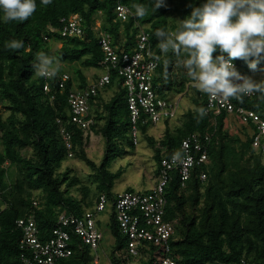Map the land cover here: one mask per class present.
<instances>
[{
	"label": "trees",
	"instance_id": "1",
	"mask_svg": "<svg viewBox=\"0 0 264 264\" xmlns=\"http://www.w3.org/2000/svg\"><path fill=\"white\" fill-rule=\"evenodd\" d=\"M205 2L163 0L161 7L152 10L155 0H52L46 6L36 0V11L27 21L8 23L3 21L0 11V99L3 102L0 111V264H24L20 248L22 231L17 227L19 219L33 215L40 238L48 239L61 214L81 217L90 208L86 190H81L82 201L70 194V189L79 185V179L70 178V169L59 171L68 159L62 130L71 135L74 157L101 174V179L98 176L96 179V183L100 181L96 203L102 194L111 199L114 197V181L120 177L121 171L112 174L107 168L118 156L128 154L120 145L126 141L128 146L135 147L131 136L130 110L121 81L120 92L103 105L107 114L102 116L97 111L94 116L90 108L84 118L92 121L87 129L73 121L68 104L74 81H79V89L88 86L83 71L72 67L74 75L66 89L59 90L57 87L59 76L68 71L65 65L77 63L84 69L99 68L104 56L96 27L100 18L104 21L101 30L112 36L114 45L120 51H132L141 28L144 27L150 34L151 47L161 57L155 83H162L160 91L167 94L166 97L167 92L176 90V93H182L187 87L196 92L191 98L194 108L182 115V123L175 131L170 128V121H166V131L159 142L147 135V129L154 125H140V134L142 132L155 149L158 167L162 151L168 155L179 152L182 141L191 134H212L209 163L194 167L185 187L174 173L166 188V218L178 221L176 233L171 239L176 260L180 264H264V153L253 147L256 125L239 122V130L245 135L242 138L229 130L226 124L229 115L226 112L201 117L198 109H205L207 94L192 86L174 53H162L157 46V29L174 30L179 26L178 22L190 17L192 10ZM141 3L148 5L149 12L138 18L132 6ZM119 4L128 6L132 11L133 15L127 22L116 20L115 9ZM172 12L177 15L174 20L169 18ZM73 15L82 18V37L62 35ZM123 35L126 41L122 39ZM12 40L22 41L24 47L19 50L6 48L5 42ZM40 51L61 58L60 71L55 78L34 75L32 64ZM220 54L217 49L213 58ZM224 55L227 59V54ZM232 62L237 65L240 74L254 73L264 66L262 60L252 71L242 60ZM176 67L180 69L178 75ZM115 79L117 76L112 73V82ZM46 82L52 87L53 101L44 92ZM95 101H99V96L92 97L90 105ZM231 101L237 107L254 111L264 120V98L261 94L244 97L243 102L234 98ZM213 118L216 119V126L211 123ZM101 120L103 126L99 125ZM94 132L100 134L108 146L99 168L85 152V144ZM112 148L118 153L115 154ZM26 150L31 151L30 156L23 153ZM11 168L16 169L12 176L15 182L9 180ZM204 173L207 176L205 180L202 179ZM34 191L41 192L42 201L34 203ZM110 220L114 254L106 258L114 264H128L127 258L121 256L122 248L127 247V240L118 227L115 214L110 216ZM71 249L73 255L61 259L58 264H94L95 257L102 250L100 247L97 253L92 252L74 234ZM117 252L121 254L119 257ZM101 257L103 259V255ZM141 264H152V260L146 259Z\"/></svg>",
	"mask_w": 264,
	"mask_h": 264
},
{
	"label": "built area",
	"instance_id": "2",
	"mask_svg": "<svg viewBox=\"0 0 264 264\" xmlns=\"http://www.w3.org/2000/svg\"><path fill=\"white\" fill-rule=\"evenodd\" d=\"M119 5L122 6V10L118 11V5L116 6L117 19L127 22L132 11L126 5ZM82 33V18L79 15L71 17L62 31L63 36L72 34L81 37ZM149 40L150 34L143 29L140 30L132 51L126 52L120 51L119 47L113 44L109 33H100L98 43L104 55L100 67L105 74L85 89L69 92L70 114L73 115L75 123L83 129H87L92 123L91 120H84L90 109V99L112 83V73H115L117 79L122 82L126 92L130 110L131 136L135 146L139 143L141 124L151 123L155 126L176 119L180 112V101L176 97H170V92H167L168 97H166L167 94L164 95L160 91L162 83H155L161 57L152 49ZM232 63L238 69L237 65ZM68 80V75L62 77L59 82L61 90L66 88ZM44 90L50 91L49 86L46 85ZM254 96L255 94L247 97ZM205 111L207 115H220L226 112L229 116H235L243 125L255 124L257 132L253 139V147L264 153V120L254 111L237 107L231 99L223 103L210 100L208 95ZM211 123L216 126V119L213 118ZM62 134L68 156L71 158L74 156L71 135L63 130ZM211 137L210 133L205 135L194 133L185 138L180 146L178 161L173 159L177 152L168 155L166 151H162L158 181L150 191L146 193L126 191L118 193L112 199L102 194L94 210H87L81 217L61 214L48 239L40 238V230L33 215L19 219L17 227L22 231L20 240L22 262L58 264L61 259L71 257L72 234L79 237L92 252L97 253L104 240V233L99 228L98 220L103 213L109 212L115 214L118 227L127 240L126 250L129 257L137 259L144 256L145 259L152 260V264H180L173 255L171 245L178 221L166 218V188L174 173L178 175L182 187H185L194 167L209 163ZM206 178V174H202V179ZM96 257L94 264H99V259ZM106 264L114 263L109 261Z\"/></svg>",
	"mask_w": 264,
	"mask_h": 264
},
{
	"label": "clouds",
	"instance_id": "3",
	"mask_svg": "<svg viewBox=\"0 0 264 264\" xmlns=\"http://www.w3.org/2000/svg\"><path fill=\"white\" fill-rule=\"evenodd\" d=\"M40 2L46 6L51 4L52 0ZM162 4L163 0H155L151 9L155 10ZM132 7L135 9L134 15L138 18H143L149 12L147 4H134ZM36 8V0H0V11L3 13L2 19L5 23L27 21ZM117 9L122 10V6L118 5ZM116 20L119 21L117 14ZM178 24L174 30L161 28L155 31L159 41L157 46L162 53L171 51L178 57L177 62L186 70L193 87L207 94L210 100L221 103L233 98L243 102L244 97L256 93L264 98V82L256 83L250 77L241 75L232 63L234 60H242L247 63L250 70L255 71L257 65L264 60V0H206L192 10L190 17ZM100 29L97 30L98 39L100 33L105 32ZM142 29L145 30L144 27L140 30ZM122 39L126 41V36L123 35ZM5 47L19 50L24 44L22 41L12 40L6 41ZM217 49L221 54L213 58V53ZM224 54H227V59ZM61 62V58L40 51L36 53L35 63L32 64L34 75L45 79L55 78L59 74ZM64 75H68L69 80L72 77L68 71L62 73L57 83L59 90H61L59 82ZM100 77L98 76L92 83L98 81ZM112 83L105 89L110 88ZM46 85L50 91L44 92L49 94L50 100L53 101L52 87L48 82L44 87ZM77 89L79 88L74 84L72 90ZM105 89L100 90L97 96ZM2 108L3 102L0 99V111ZM198 112L201 117L206 114L203 107L199 108ZM173 159L180 160V153L177 152ZM117 194L114 192V196Z\"/></svg>",
	"mask_w": 264,
	"mask_h": 264
},
{
	"label": "rangeland",
	"instance_id": "4",
	"mask_svg": "<svg viewBox=\"0 0 264 264\" xmlns=\"http://www.w3.org/2000/svg\"><path fill=\"white\" fill-rule=\"evenodd\" d=\"M177 15L175 13H170L169 18L174 20ZM100 20V21H99ZM96 26L98 29L99 27L102 26L104 23L103 19L100 18ZM177 20V19H176ZM101 31V29H100ZM54 45V44H53ZM56 46L59 47V44H55ZM65 67L68 68V73L73 76V68H80L83 71L84 76L89 80L88 82L95 80L98 78V76H102L105 74V71L102 68H89V69H84L81 68L77 63L70 64V65H65ZM73 67V68H72ZM177 73L179 72L180 74V69L176 67ZM241 75L250 77L254 82L260 83L264 82V66L258 70H256L254 73H248V72H242ZM75 86L78 84L79 81H74ZM119 87V81L115 79L113 82L112 86L110 88L111 92L114 93L116 92V89ZM176 91V90H175ZM193 90H190L188 87L185 91L180 93L174 94V97L177 98V100L180 101V112L177 114V117L174 121H171L169 123L170 128L172 131H175L177 127H179L182 123V114L181 111L188 112V110L193 109L194 106L190 102V93H192ZM172 95L169 93V96ZM104 100L98 101L97 103H100L93 108V114L97 115V111L101 113V115L107 114L105 109L103 108V105L106 101H108L111 97V94H108V97H105ZM182 97V99L180 98ZM5 116H8V113H5ZM100 126H103V120L100 121L99 123ZM157 128H163V133H156V130L153 128V126H150L147 129V135L154 137L158 142L159 139H161L166 131V126L165 122H161L157 124ZM232 126L229 128L231 133L233 135H240L242 138H244V134L239 130L241 129L240 124L237 125V123H232ZM238 128H234V127ZM152 134V135H151ZM155 134V136L153 135ZM91 137L88 139L87 143L85 144V152L88 156L89 159H91L93 162H95L99 168L100 164L103 162L105 153L107 151V143L106 140L100 135L96 134L95 132L90 135ZM117 146L120 144L116 143ZM124 147L127 151L128 154H124L121 156H118L115 160H113L110 165L108 166V171L112 174H116L119 171H121L120 177L114 181V187L113 191L116 193H121L125 191H132V192H142L146 193L150 191L157 183L158 181V173H157V166L158 163L155 159V149L152 148L146 138V136L141 132L139 135V143L135 147H130L128 146L127 142L123 145H120V148ZM122 149V148H121ZM112 151H114L115 154L118 152H115V149L112 148ZM25 155L30 156L31 151L26 150L23 152ZM263 163H264V157H263ZM70 169L72 172L70 174L71 177H76L79 179L80 183L78 186L72 187L70 189V194L73 195L75 198H78L79 201H82L83 199V194H82V189L85 191L86 194L88 195V204L90 205V208L87 210H94L96 206V200L98 197V182L100 184V181L96 183V179L98 176V179H101V174L99 173V170L97 169H92L89 167L83 160L73 157V158H68L67 160L64 161L62 168L59 169L60 172H64L65 170ZM10 172H12V175L9 177V180L11 182H15V177L12 179V176L15 174L16 169L11 168ZM14 172V173H13ZM83 187V188H82ZM34 203H38L41 200L42 194L39 191H34ZM88 206V205H87ZM108 212H105V215L103 214L102 221L99 224L100 230L104 233V240L102 242V247H101V252L96 259H99V264H106L110 260L109 258L112 255L113 248H114V241L111 233V227H109L108 222H110V218L107 216ZM111 226V225H110ZM122 255L120 253H116V255L119 257L120 255L123 256L125 259L127 258V263L128 264H141L142 262H146V259H143L145 257L141 256L138 257L137 259L135 258H130L127 255V250L125 249V246L122 248ZM103 255V259L101 255ZM105 256V257H104ZM142 258V259H141ZM141 259V260H140ZM141 262V263H140Z\"/></svg>",
	"mask_w": 264,
	"mask_h": 264
},
{
	"label": "crops",
	"instance_id": "5",
	"mask_svg": "<svg viewBox=\"0 0 264 264\" xmlns=\"http://www.w3.org/2000/svg\"><path fill=\"white\" fill-rule=\"evenodd\" d=\"M175 71H176V69H175ZM176 75H178V73L176 72ZM87 79V78H86ZM96 80V79H95ZM89 80L87 79V82H88ZM94 80H92V81H90V82H88V84H91L92 82H93ZM79 82H78V84L76 85V88H79ZM111 89L112 88H107V89H105L104 91H102L101 93H100V95H99V101H102V99L104 100L105 98L103 97V95L105 96V97H108V94H111V97H110V99L108 100V101H106V102H109L114 96H116L119 92H120V83H119V87H118V89H116V92L114 91V93H112L111 92ZM175 92L176 91H171L170 93L172 94V95H170V97H174V94H175ZM180 94H182V93H180ZM196 95V92L195 91H193L192 93H190V102H191V98L192 97H194ZM181 99H182V97H180ZM98 101H95L94 103H93V105L91 106V111H93V108H95V106L96 105H98V104H100V103H97ZM192 103V102H191ZM191 109V108H190ZM185 113V112H184ZM183 113V111H181V114L183 115L184 114ZM95 116V115H94ZM237 123V125H239V121H238V119L236 118V117H234V116H228V119L226 120V124H227V126L228 127H231L232 125V123ZM158 125H155V126H153V128L156 130V133L155 134H157V133H163V128H157L156 129V127H157ZM165 126H166V124H165ZM241 126V125H240ZM234 128H238L237 126L236 127H234ZM155 134H153L154 136H155ZM152 135V134H151ZM156 137V136H155ZM158 170H159V167L157 166V173H158ZM116 193V192H115ZM104 215H105V213H103ZM103 214L99 217V224L101 223V221H102V217H103ZM109 218H110V214L108 213V215H107ZM109 221H111V220H109ZM110 224V222H108V225ZM100 227V226H99ZM113 241H114V239H113ZM101 247H102V245H101Z\"/></svg>",
	"mask_w": 264,
	"mask_h": 264
}]
</instances>
